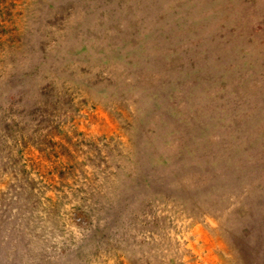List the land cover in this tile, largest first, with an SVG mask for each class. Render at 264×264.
I'll return each instance as SVG.
<instances>
[{
	"label": "rangeland",
	"instance_id": "rangeland-1",
	"mask_svg": "<svg viewBox=\"0 0 264 264\" xmlns=\"http://www.w3.org/2000/svg\"><path fill=\"white\" fill-rule=\"evenodd\" d=\"M0 264H264V0H0Z\"/></svg>",
	"mask_w": 264,
	"mask_h": 264
}]
</instances>
